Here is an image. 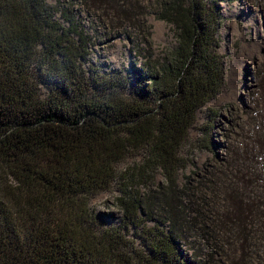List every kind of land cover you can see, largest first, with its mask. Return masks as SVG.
<instances>
[{
	"label": "trees",
	"instance_id": "1",
	"mask_svg": "<svg viewBox=\"0 0 264 264\" xmlns=\"http://www.w3.org/2000/svg\"><path fill=\"white\" fill-rule=\"evenodd\" d=\"M93 3L137 15L134 0ZM153 13L177 47L128 73L102 72L84 67L89 37L74 18L64 13V26L47 0H0V264H194L181 153L198 111L225 86L223 20L218 0H157ZM138 151L143 161L120 170ZM156 170L165 183L151 182ZM114 185L123 216L105 225L90 203ZM224 186L227 212L209 217L217 231L264 242V174Z\"/></svg>",
	"mask_w": 264,
	"mask_h": 264
},
{
	"label": "rangeland",
	"instance_id": "2",
	"mask_svg": "<svg viewBox=\"0 0 264 264\" xmlns=\"http://www.w3.org/2000/svg\"><path fill=\"white\" fill-rule=\"evenodd\" d=\"M47 2L64 26L70 24L65 13L84 27L90 43V55L83 61L86 69L95 66L102 72L128 73L148 54L160 61L177 47L172 26L153 13L157 0H134L137 15L131 19L112 12L108 15L106 9L97 11L93 0ZM218 5L223 20L219 53L225 66V86L198 111L181 153L187 164L179 170V186L195 217L196 235L186 253L194 264H264V242L251 237L242 245L236 239L229 242L217 231L218 220L209 218L212 210L220 215L227 212L228 204L223 205L219 194L224 184H251L254 173L264 174V0H218ZM144 155L141 151L130 155L120 170L140 164ZM151 182L165 183L163 173L156 170ZM146 188L144 185L140 191L146 192ZM118 190L114 185L91 200V209L105 225L119 224L123 216L116 201ZM148 225L157 224L149 221ZM130 237L143 246L136 227L131 228ZM254 252L255 257L250 256Z\"/></svg>",
	"mask_w": 264,
	"mask_h": 264
}]
</instances>
